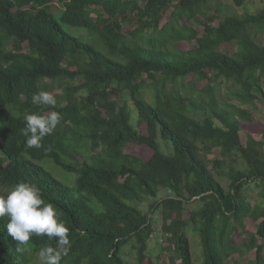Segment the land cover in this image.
Returning a JSON list of instances; mask_svg holds the SVG:
<instances>
[{
    "label": "trees",
    "instance_id": "trees-1",
    "mask_svg": "<svg viewBox=\"0 0 264 264\" xmlns=\"http://www.w3.org/2000/svg\"><path fill=\"white\" fill-rule=\"evenodd\" d=\"M246 3L0 0V192L40 189L70 229L61 264H194L192 226L204 264H247L251 253L264 264V137L244 143L253 111L228 101L264 104V7L240 13ZM40 90L57 97L55 108L32 104ZM51 111L62 113L57 129L27 148L25 114ZM155 213L174 255L151 253ZM8 222L0 217V264H36L40 248L57 247L46 236L18 246Z\"/></svg>",
    "mask_w": 264,
    "mask_h": 264
},
{
    "label": "clouds",
    "instance_id": "clouds-1",
    "mask_svg": "<svg viewBox=\"0 0 264 264\" xmlns=\"http://www.w3.org/2000/svg\"><path fill=\"white\" fill-rule=\"evenodd\" d=\"M31 102L53 108L58 104L57 97L46 90L34 93ZM62 118V113L58 111L26 113L25 126L21 129V134L26 137V147H42L43 139L54 133ZM5 215L9 218L7 233L18 246L28 247L33 236H46L49 240L57 241V247L39 249L40 264H61L63 257L68 255L70 229L60 219L54 206L45 202L36 185L19 182L7 193L0 192V217Z\"/></svg>",
    "mask_w": 264,
    "mask_h": 264
},
{
    "label": "rangeland",
    "instance_id": "rangeland-1",
    "mask_svg": "<svg viewBox=\"0 0 264 264\" xmlns=\"http://www.w3.org/2000/svg\"><path fill=\"white\" fill-rule=\"evenodd\" d=\"M61 6L57 5V7H55V11L57 13H60L59 8ZM264 7V1L263 0H247V3L245 6L242 7H238V10L240 13H244L246 11L249 12H257L259 11L261 8ZM166 22V18L163 20V23ZM197 28H199V30L203 31V27L197 25ZM73 31L80 35V36H85L87 37L89 35V33L85 30H75L73 29ZM95 42V39H93ZM259 43L264 44V36H261L259 38ZM196 44V41H195ZM100 45V44H99ZM101 46V45H100ZM24 49H27V45L26 43L23 44ZM236 49V45L234 44H230V45H225L222 47V50H227L229 52H232L233 50ZM56 83H54L53 85H56ZM56 88V86L54 87ZM53 88V89H54ZM229 92V89L226 85L223 84L222 86V93H223V97L225 98L227 96V93ZM145 97L151 101L152 100V93L151 90L148 89L147 92L145 93ZM218 98H220V94L218 95ZM229 102L238 104L240 106H242L243 108H248L250 110L253 111V122H247L243 120V131H242V135H243V141L244 143L247 141V137L249 134H252L255 138L257 139H262L264 137V104L262 102V100H258L257 101V107H254L252 105L249 104H240V102L236 99H228ZM191 114H193L196 118L203 120L208 113L203 112V111H195V110H190ZM209 114L211 115L212 113L209 112ZM160 142H161V146L162 149L167 153V154H171L173 153V145L172 142L165 140L163 138H160ZM43 165H45L50 171H52L54 173L55 176H57L58 178L64 180V181H68L70 183H73L74 180V175H70L69 172L64 171L63 169H61L60 167H58L51 159H46L43 162ZM218 179L220 180V182L228 188L229 186V180L226 177H218ZM169 194L168 191L163 190L160 193V199H162L163 197H166ZM254 198H256L257 194L255 192H252ZM149 206V202L145 203L142 205V208L144 210H148ZM191 207H197L198 203L193 202L190 205ZM154 218V225L156 227V233L155 236L153 237V239L151 240V253L153 254L154 258L156 259L158 252L162 246H164L163 248L165 250V255L169 256L170 254L172 255L173 250H174V245L172 243L169 242H165L167 240L163 239V234H162V216L160 213H155L153 215ZM188 233H189V238L191 241V246H192V252H193V258H194V264H204V249H203V244H202V240H201V236L198 233V231L196 230V228L194 226L189 227L188 228ZM172 248V250H168L169 248ZM174 255V254H173ZM236 258H239V256L237 255ZM255 258L254 253H251L247 258L244 259V262L247 264H251L250 260H253ZM230 264L233 263L232 258L229 260ZM36 264H40V261L38 259V257L36 258Z\"/></svg>",
    "mask_w": 264,
    "mask_h": 264
}]
</instances>
